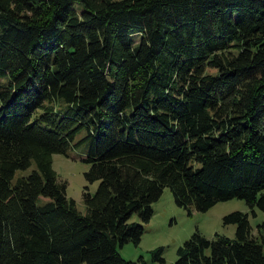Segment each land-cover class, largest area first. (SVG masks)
Segmentation results:
<instances>
[{"label": "trees", "instance_id": "1", "mask_svg": "<svg viewBox=\"0 0 264 264\" xmlns=\"http://www.w3.org/2000/svg\"><path fill=\"white\" fill-rule=\"evenodd\" d=\"M78 148L84 211L52 167ZM165 186L264 212V0H0V264H148L118 248ZM248 215L150 261L264 264Z\"/></svg>", "mask_w": 264, "mask_h": 264}, {"label": "rangeland", "instance_id": "2", "mask_svg": "<svg viewBox=\"0 0 264 264\" xmlns=\"http://www.w3.org/2000/svg\"><path fill=\"white\" fill-rule=\"evenodd\" d=\"M83 155L84 152L79 148L69 151L68 155L61 153L52 155V167L58 177L65 180L67 196L75 200L81 211L85 210L82 192L87 188L93 192L97 185V181L89 183L85 180L84 172L89 163L82 159ZM30 170L31 167L18 170L15 175L26 174ZM152 209L150 219L142 223L144 229L139 242L135 244L128 241L118 248L124 258L137 260L139 255H142L148 264H160L150 261L149 251L157 246H163L162 256L165 262L172 263L177 257V247L196 229L207 237H211L215 231L234 237L235 224L223 223L222 216L236 209L249 213V220L254 228L257 223L264 220L263 211L255 208L254 215L245 201L237 197L218 201L205 211L191 207L188 212L174 202L171 190L167 186L163 188L158 199L152 202ZM130 219L137 221L138 216L133 213ZM252 231L255 232V229Z\"/></svg>", "mask_w": 264, "mask_h": 264}]
</instances>
